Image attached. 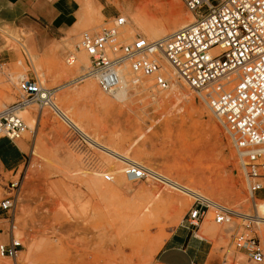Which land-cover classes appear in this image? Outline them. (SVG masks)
I'll return each instance as SVG.
<instances>
[{
  "label": "rangeland",
  "instance_id": "1",
  "mask_svg": "<svg viewBox=\"0 0 264 264\" xmlns=\"http://www.w3.org/2000/svg\"><path fill=\"white\" fill-rule=\"evenodd\" d=\"M78 2L77 20L68 31L57 32L43 23L18 32L1 31L4 47L15 56L7 65L0 64V109L21 97L17 89L21 77H37L44 88L55 92L49 101L53 109L33 102L19 112L27 130L16 143L27 157L17 174L0 163V198L6 195L2 185L8 179L19 176L21 182L14 234L23 245L16 260L0 254V264H75L80 256L89 264H161L156 255L172 232L190 238L186 252L196 256L195 264H252L233 237L254 231L264 246V224L258 218L263 215L256 214L226 132L198 94L171 71L173 77L164 91L146 77L131 87L128 65L123 73L127 89L117 97L101 92L92 76L80 79L91 70L88 58L86 66L79 68L82 56L88 57L76 49L84 30L98 31L119 15L126 18L124 25H133V18L145 7L155 11L157 25L175 19L180 8L187 17L191 13L182 0ZM98 10L102 18L96 17ZM35 33L54 41H29ZM137 34L146 37L141 31ZM70 54L75 60L68 64ZM90 80L106 98L105 104H97L84 90ZM176 88H183L191 101L171 97ZM90 140L226 206L234 216L218 224L209 210L192 233L185 227V217L196 196L168 189L151 177L130 184L123 173L119 175L123 189L110 192L107 189L118 176L105 181L103 174L110 168L122 172L125 165L112 161ZM165 191L183 204L179 214L159 200L158 194ZM260 194L263 197L256 198L263 200L264 191ZM6 228L0 221V244L8 242ZM163 259L189 264L180 252H170Z\"/></svg>",
  "mask_w": 264,
  "mask_h": 264
},
{
  "label": "built area",
  "instance_id": "2",
  "mask_svg": "<svg viewBox=\"0 0 264 264\" xmlns=\"http://www.w3.org/2000/svg\"><path fill=\"white\" fill-rule=\"evenodd\" d=\"M182 1L196 19L163 39L149 40L137 34L126 41L121 30L126 18L119 15L98 31L81 32L76 49L88 56L99 89L109 96L120 89L125 64L131 87H137L139 79L146 77L158 90L168 89V68L192 88L226 132L248 196L254 202L256 194L264 191V0ZM201 9H205L203 13H199ZM74 60L70 54L66 63ZM17 89L21 97L0 109V138L11 142L20 140L27 130L15 107L40 102L44 92L53 95L37 77H21ZM122 173L130 184L151 177L150 169L136 162L125 164ZM103 179L112 181L113 174L106 172ZM2 186L6 195L0 198V221L7 225L8 242L0 244V254L16 260L23 246L14 234L19 176ZM193 199L185 217V227L192 233L209 210L218 224L228 223L234 216L212 199ZM233 239L252 264H264V246L254 231L238 232Z\"/></svg>",
  "mask_w": 264,
  "mask_h": 264
},
{
  "label": "crops",
  "instance_id": "3",
  "mask_svg": "<svg viewBox=\"0 0 264 264\" xmlns=\"http://www.w3.org/2000/svg\"><path fill=\"white\" fill-rule=\"evenodd\" d=\"M79 8L78 0H0V64L7 65L6 63L10 62L12 56H15L12 50L4 47V39L1 37L3 29L18 32L21 29L32 28L36 24L43 23L57 32L68 31L77 20L76 13ZM31 38H34L33 40L37 43H40L41 38L54 41L45 34L35 33L28 40L30 41ZM26 157V151L16 142L0 138V163L5 169L12 171L18 168L26 162ZM260 192L256 196L262 198L263 195ZM189 239L186 240L185 234L172 232L156 255L158 261L161 264H178L164 260L163 256L170 252H180L186 255L189 264L194 263L196 256L191 257L186 252Z\"/></svg>",
  "mask_w": 264,
  "mask_h": 264
},
{
  "label": "bare ground",
  "instance_id": "4",
  "mask_svg": "<svg viewBox=\"0 0 264 264\" xmlns=\"http://www.w3.org/2000/svg\"><path fill=\"white\" fill-rule=\"evenodd\" d=\"M154 12L151 11L149 9V7H145V8H143L142 13L140 12L138 15H136V17L133 18V25H130L128 23L127 25L123 26L124 27L123 28V34L125 36L126 41L131 40L136 35L137 31L143 32L149 40H154V39L160 38L161 36H164V35H165L164 36V38H165L167 33L171 32V31H174V30H176V29H178L180 27L187 26V25L193 23L195 21V19H196L195 15L192 14L191 12H190L191 13L190 17H187L182 12V10L180 8V14L175 19H173L172 21L161 22L160 24L157 25L154 22L155 21L154 18L156 17ZM95 15H96L97 18H102V15H101L99 10L96 11ZM87 58L88 57H86L85 55L82 56L81 60L79 61L80 62L79 63L80 64V66H79L80 69H81V66L85 67L86 64L88 63L87 61H88L89 58L88 59ZM125 65H127V64H125ZM0 69H2V66H0ZM167 72H168V75L170 76V78H172L173 75L171 76L170 70L168 68H167ZM91 76L93 77V75L91 73V70H90L87 74L82 75L80 79H89ZM124 82H125V84L127 83L126 74H123L122 80H121V87L118 90V92L115 94V96H113V97H117L116 95H118L119 93H123L124 90L127 89V84L125 85ZM84 90L87 92L89 97H91L97 104H105L107 102L106 98H104L102 96V94L100 93V91H98L99 89H97V85H95V83H93L91 80H90V82L86 83V86H85ZM173 91H174L173 92V96L171 95V97L175 98V100H180V101H185V102L186 101H188V102L191 101L190 97L183 90V88H182V90L176 88V91L174 89H173ZM52 92L54 94L55 90L51 89L50 93H52ZM45 96L47 98H45ZM43 98L44 99H42L39 103H37V104L40 105V108H43L45 105H48V106L50 105L51 109H53V106L49 102L51 100V97H49V93L48 92L47 93L44 92ZM45 99H47L48 101L45 102L44 101ZM25 108H26L25 106H20V105L16 106L15 107V113L19 115V112L24 110ZM33 124H35V121H33ZM28 126H29V128H31L29 123H28ZM79 132L82 133L86 138H88L82 131H79ZM91 142H90V144H91ZM92 143H93V145H95V147L98 149V151H101V153L107 155L110 159H112V161L114 160L117 163H120V164H123V165L128 164V163H135V162H133L132 160H130L128 158L121 157L120 155L116 154L115 152H113L112 150L108 149L107 147L101 146V145L97 144L96 142H92ZM108 172H111L112 174H114V176L117 175L118 179L115 180V182H114L115 185H113L112 187H109L107 190H109L112 193L118 194V192L123 189L122 188L123 187L122 186L123 185L122 184V178L119 176V175H121L122 172L121 171H115L113 168H110L108 170ZM150 172H151V178L153 180L163 183L166 187H168V189L169 188L173 189V190L178 191V192H180V193H182V194H184V195H186L188 197L201 196V195L195 194L193 191H191V190H189V189H187L185 187H182V186L175 185V184L171 183L166 178H164L163 176H161L158 173H156L153 169H150ZM95 175L99 176L101 174H95ZM191 184L194 185L192 182H191ZM149 190H151V189H148L147 191L150 192ZM142 192L143 191H141V193ZM158 196H159V200L161 201V203L169 207L171 213L179 214L181 212L183 204L179 202L180 201L179 198L176 195H174L172 192H169V191L161 192V193L158 194ZM256 201L264 203V199L260 200V199L257 198ZM256 201L253 202L256 214L258 216L263 215V218H260V217H258V218L260 219L259 222L261 224H264V205L260 206V207H257L256 204H255ZM240 219H241V217H240ZM255 224L257 225V223H255ZM92 262L94 263V260ZM65 263H69V262L67 261ZM77 263H79V264H89V263H86L83 260L82 256L79 257V262H75V264H77Z\"/></svg>",
  "mask_w": 264,
  "mask_h": 264
}]
</instances>
